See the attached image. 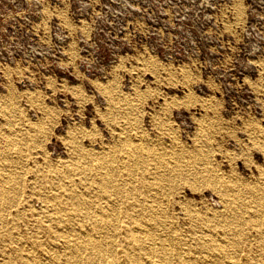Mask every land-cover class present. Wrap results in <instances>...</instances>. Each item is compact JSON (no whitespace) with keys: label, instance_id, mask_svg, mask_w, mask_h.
Instances as JSON below:
<instances>
[{"label":"rangeland","instance_id":"374dc122","mask_svg":"<svg viewBox=\"0 0 264 264\" xmlns=\"http://www.w3.org/2000/svg\"><path fill=\"white\" fill-rule=\"evenodd\" d=\"M57 15L69 32L36 34L30 42L25 33L0 30V264L68 261L63 238L45 229L43 194L71 184L87 188L96 201L83 221L69 216L74 232L93 220L121 225L102 228L97 236L103 249L83 250L72 264H187V259L218 264L220 258L228 264V256L264 264V240L253 236L256 232L245 241L236 238L234 252L215 224L226 186L229 193H243L248 205L251 193L264 194V53L254 61L256 73H243L235 64L246 50L245 1H227L220 11L221 34L234 41L230 79L227 55L216 61L195 55L162 59L136 49L115 56L109 36L90 32L93 19L79 31L67 6ZM3 16L0 8V28ZM123 144L151 152L146 160L133 158L132 173L159 178L175 235L159 225L149 240L135 232L133 212L126 213L121 203H135L136 194L105 200L95 190L97 163H108L111 176L122 173L117 161ZM58 170L71 175L53 186L48 177ZM187 206L211 218L209 226H192ZM210 232L211 253L195 249L198 238Z\"/></svg>","mask_w":264,"mask_h":264},{"label":"built area","instance_id":"2783aa9c","mask_svg":"<svg viewBox=\"0 0 264 264\" xmlns=\"http://www.w3.org/2000/svg\"><path fill=\"white\" fill-rule=\"evenodd\" d=\"M230 0H0L3 22L0 30L25 33L28 41L36 34L69 32L57 11L68 7V15L79 31L93 19L90 32L105 33L112 40L115 56L142 49L162 59H188L195 55L210 61L228 56L231 43L221 34L220 10ZM246 17L242 29L245 52L235 64L243 73L258 71L255 59L264 53V0H244ZM32 35V37H31ZM232 57V56H231Z\"/></svg>","mask_w":264,"mask_h":264},{"label":"bare ground","instance_id":"6f19581e","mask_svg":"<svg viewBox=\"0 0 264 264\" xmlns=\"http://www.w3.org/2000/svg\"><path fill=\"white\" fill-rule=\"evenodd\" d=\"M118 153H119L121 158H119V161H117L119 163L117 171L122 172V173L121 174L118 173L117 176L115 175L116 177L111 176L108 173V171H109V169L107 167L108 163H107V166H106V163H97L95 166V170L98 171V173L93 175V180H94L93 183L96 186L95 190H97L98 192H102V194H105V196L103 197V199H105V200L109 199L110 196H116L118 201H122L125 194H128V193L132 194V195L136 194L138 196V199L135 203H132V202H126V203L121 202V203L124 205L123 208H124V211L126 213L133 212L131 214V216L133 217V220L137 225L135 232L143 234L149 240L155 239L156 235L154 234V227H158L159 225H167L168 228H167L166 235H168V236L175 235L177 230H175L171 226V223H173V222H172L171 217H169L171 214L165 208L166 205L164 204L165 202L163 199V191H162L163 187L161 184H159L157 182V180L159 178L156 176H150V175H148L147 177L145 175H141L139 177H136V176L134 177L133 173H132L134 171L135 166H136V165L134 166V164L136 162L133 158H135L136 155H138V154L140 157H142L144 159L149 158L151 152H149V151L144 152V151L140 150L138 147L132 148V146L128 147V145L124 146V144H123L119 147ZM135 170H136V168H135ZM69 175H71L69 170H66V171L65 170H58V171H54L53 177L52 178L48 177V179L50 181L54 180V182H56V183H53V186H54V185H58V184L63 183L66 179H68ZM45 178H47V176H45ZM113 178L115 180H113ZM78 186L75 184H71L67 187V189L63 190L62 192H59V191L52 189V190H47L46 193L43 194L44 196L41 195L44 197V200H43L44 201V207H46V209L48 211V212L44 213L45 214L44 217H46V221L49 222V224L47 225V227L45 229L48 230L50 233L52 232L54 234V236L63 238V240H64L63 242H65L63 244L65 245L66 254L69 256L68 261H66L65 264H72L73 261L75 260V258L80 256V254L82 253L83 250L92 249L95 251H101V249H103V246L99 242V237L97 236V233L101 232L102 228H104L106 226H108L109 229H111L112 231L116 230V228L118 226H121L120 224H117L114 222H105V221L103 222L102 220H100V221L99 220H93L89 227H87L86 226L87 224H86L83 226V229H80L78 232H74L73 226H72V222H74V221L71 218H69V216L72 218H76L75 221L78 219L83 221V219L88 216L92 207H95V205H96V203H95L96 201L94 202V200H92L90 197H88V195H89L88 189L87 188L84 189L83 186L82 187H78ZM47 187H49V186H47ZM4 192H6V191H4ZM229 192H231V191H229ZM229 192H228V186H226L224 188V190L220 191V193H219L220 200L223 203V208H222L223 210H222V212H220L218 214V217H217L218 219H216L215 224L218 225L222 229L221 231H223V235H225V239H226L225 242H227L228 247H230V248L233 247L234 252H235V250L237 248L235 239L238 237L244 241L247 240V238L249 239L251 237V234H250L251 230L256 232V234L253 236L257 237L258 239L260 238V240H264V220L263 221L262 220L261 221L255 220L258 217L257 215H259V217L260 216L264 217V204L262 203V201L264 200V194L262 192H261L262 194L259 192H258V194H256L257 192L251 193L249 195V197L251 198V201L253 204L248 205V204L243 202V199L245 196V195H243V193H238V192L229 193ZM0 194H1V191H0ZM169 204H171V203H169ZM190 205H192L191 202H190ZM193 205H195V204H193ZM196 208H197V206H196ZM50 209L52 210V212L49 213ZM138 210H139V212H138ZM115 211H116V209H115ZM115 211L110 212V213L112 214ZM127 211H129V212H127ZM203 212H204V210H203ZM184 213H185V216H187V218L192 222V224H193L192 226H195V227L204 228L206 226H209V223L212 222L211 220H209L211 218L207 217V215L206 216L200 215L197 211L192 210L188 206L184 208ZM115 215L117 217V213ZM114 218H115V216L113 217V219ZM37 225H40L39 227H44V226H41V223H39ZM164 231H165V229H164ZM133 232H134V230H133ZM217 233H218V231H217ZM219 233H221V232H219ZM226 234L230 235L231 238H233L232 241L228 242L229 238L227 237ZM213 238H214V235L212 236L211 232L209 234L205 235L204 237L200 236L198 238L196 245H195V249L206 250V252L208 251V253H211V249L209 247V245H210L209 242L212 241ZM70 241H74V242L70 243ZM105 247H106V245H105ZM113 247H114V245H113ZM157 247H159V246H157ZM212 247L213 246H211V248ZM253 249L254 248H252V250ZM220 250L223 251L224 249L221 248ZM238 250H240V249H238ZM111 253H112V251H111ZM253 253H255V252H253ZM213 254L218 255V254H222V253H220V251H219V252H215ZM185 256H187V255L185 254ZM236 257H235V259H236ZM211 258H213V256ZM254 258H255V256H254ZM159 259H161V258H159ZM192 259H194V258H192ZM214 259H215V256H214ZM235 259H233V257L230 258V256H228V264H253L252 262H249V261L240 262L239 260H235ZM97 261H98V259H97ZM206 261H208V260H205V262ZM215 261H217V259ZM253 261H254V259H253ZM30 262H31V260H30ZM167 262H168V259H167ZM255 262H256V260H255ZM186 263L187 264H197V262L190 261L188 259H187ZM207 264H208V262H207ZM218 264H225V263L220 258V260H218ZM254 264H260V263H254Z\"/></svg>","mask_w":264,"mask_h":264}]
</instances>
